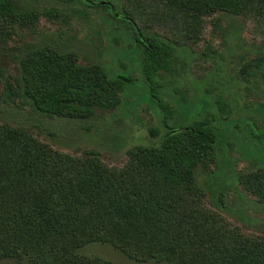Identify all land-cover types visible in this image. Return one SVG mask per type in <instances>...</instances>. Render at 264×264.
Returning <instances> with one entry per match:
<instances>
[{
  "label": "trees",
  "instance_id": "obj_1",
  "mask_svg": "<svg viewBox=\"0 0 264 264\" xmlns=\"http://www.w3.org/2000/svg\"><path fill=\"white\" fill-rule=\"evenodd\" d=\"M66 1L101 8L125 35L140 62L147 97L165 112V131L150 129L157 143L133 147L125 164L111 166L94 152L64 153L24 127L0 122V264H114L81 253L95 243L136 262L264 264V236L245 235L211 209L197 182L199 169L217 164L218 130L200 117L169 125L175 117L159 96L160 79L173 71L179 43L188 38L186 44L190 39L197 45L217 15L240 17L264 43V0ZM38 17L0 0V23L24 26ZM173 20L183 39L170 40L148 24L167 29ZM258 61L264 70V55ZM20 76L15 88L7 85L9 94L38 114L68 120L113 109L137 86L127 74L83 66L76 54L52 47L26 53ZM217 101L225 112L227 101ZM239 181L264 204V168Z\"/></svg>",
  "mask_w": 264,
  "mask_h": 264
},
{
  "label": "rangeland",
  "instance_id": "obj_2",
  "mask_svg": "<svg viewBox=\"0 0 264 264\" xmlns=\"http://www.w3.org/2000/svg\"><path fill=\"white\" fill-rule=\"evenodd\" d=\"M12 1L39 17L24 26L0 23V122L24 127L64 153L94 152L111 166L125 164L133 147L157 143L149 131L164 133L165 112L147 97L137 55L101 8L66 0ZM53 11L58 13H49ZM148 24L170 40L183 39L175 20L167 28H175L173 33L157 22ZM260 37L240 17L217 15L197 45L190 39L186 44L188 38L179 43L174 69L162 75L159 89L175 117L169 125L200 117L211 120L218 130L217 164L208 171L199 169L197 182L211 209L253 237L264 236V204L247 193L239 180L264 168V70L256 67L264 55ZM46 47L76 54L83 66L98 64L111 74H127L137 86L124 93L115 108L96 109L88 120L38 114L27 101L9 94L7 85L17 86L20 59L26 53ZM219 97L228 103L225 112ZM81 253L114 264H165L130 260L104 243L88 245Z\"/></svg>",
  "mask_w": 264,
  "mask_h": 264
}]
</instances>
